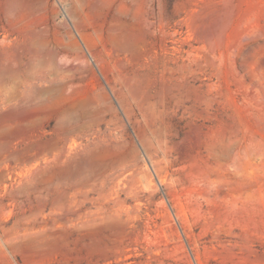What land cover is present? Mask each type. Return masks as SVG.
<instances>
[{"label": "rangeland", "instance_id": "374dc122", "mask_svg": "<svg viewBox=\"0 0 264 264\" xmlns=\"http://www.w3.org/2000/svg\"><path fill=\"white\" fill-rule=\"evenodd\" d=\"M0 264H264V0H0Z\"/></svg>", "mask_w": 264, "mask_h": 264}]
</instances>
